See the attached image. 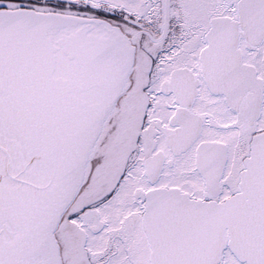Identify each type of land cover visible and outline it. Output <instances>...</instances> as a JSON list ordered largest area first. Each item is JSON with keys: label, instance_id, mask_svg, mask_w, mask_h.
<instances>
[{"label": "snow or ice", "instance_id": "6c2138e0", "mask_svg": "<svg viewBox=\"0 0 264 264\" xmlns=\"http://www.w3.org/2000/svg\"><path fill=\"white\" fill-rule=\"evenodd\" d=\"M0 264H264V0H0Z\"/></svg>", "mask_w": 264, "mask_h": 264}]
</instances>
